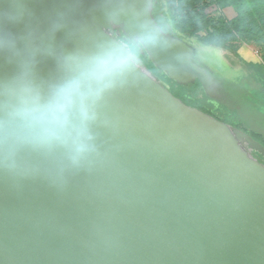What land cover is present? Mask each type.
<instances>
[{"label":"water","instance_id":"95a60500","mask_svg":"<svg viewBox=\"0 0 264 264\" xmlns=\"http://www.w3.org/2000/svg\"><path fill=\"white\" fill-rule=\"evenodd\" d=\"M153 0H0V264H264V147L175 96L223 85Z\"/></svg>","mask_w":264,"mask_h":264},{"label":"trees","instance_id":"16d2710c","mask_svg":"<svg viewBox=\"0 0 264 264\" xmlns=\"http://www.w3.org/2000/svg\"><path fill=\"white\" fill-rule=\"evenodd\" d=\"M197 3L201 7L208 4H214L215 7L232 6L236 11V16L230 20L217 18L197 9L199 7ZM152 14L163 31L195 45L198 58L222 79L223 85L226 86V81H233V87L228 88V91L240 99L242 109L228 107L220 101L216 104L214 99L205 94L198 80L188 84H179L155 68L145 53L143 58L141 53L133 51L131 46L127 45L130 50L141 59L143 58L147 67L186 104L197 107L234 127H236L234 123L244 125L234 119V115L244 113L246 109L254 112L257 117L254 120L255 125L251 128V133L247 134L264 147V140L261 139L263 133L260 132L261 129L257 124L264 121V81L259 77L260 75L244 68L236 69L231 64H225L214 54L220 38L224 40L239 32L253 33L255 30L264 37V0H183L178 7L171 6L167 0H153ZM197 31H203L204 34H196ZM140 49L143 51L142 48ZM258 159L260 160L259 157Z\"/></svg>","mask_w":264,"mask_h":264},{"label":"rangeland","instance_id":"374dc122","mask_svg":"<svg viewBox=\"0 0 264 264\" xmlns=\"http://www.w3.org/2000/svg\"><path fill=\"white\" fill-rule=\"evenodd\" d=\"M167 1H169L170 5L173 7H178L179 3H183V0ZM199 3H201V1H199ZM199 3H197L198 6ZM197 9H200L203 13L210 14L211 16L217 18H224L226 20H230L236 16V11L232 6L215 7L214 4H208L204 7L199 6ZM196 34L203 35L204 32L197 31ZM221 39L222 38L217 41V46L214 49V54L219 59H221L225 64L233 65L236 69L244 68L251 73H255L258 76L260 75L259 77L264 81V37L261 35V33H259L257 30H255L253 33L239 32L234 36L225 38L224 40ZM225 83L226 86L221 85L219 87L213 88L215 96L218 97V100H220V102H224L226 106L235 107L241 110L242 103L240 99L234 96L232 92L228 91V88L231 89L233 87V81L229 80ZM216 89L221 90L216 91ZM215 102L216 104H218L217 100H215ZM247 108H249V106ZM255 116L256 115L254 114V112L246 109L244 113L236 114L233 116L234 119L244 123V125L240 126L235 123L234 125L242 131L245 130L246 133H251V128H254L255 125L254 120L255 118H257ZM257 124L261 129L260 132L263 133L261 139L264 140V121H261ZM253 153L257 155L260 160L264 161V158L259 153L255 151Z\"/></svg>","mask_w":264,"mask_h":264},{"label":"flooded vegetation","instance_id":"af4514ba","mask_svg":"<svg viewBox=\"0 0 264 264\" xmlns=\"http://www.w3.org/2000/svg\"><path fill=\"white\" fill-rule=\"evenodd\" d=\"M119 39H120L123 43H125L126 45H130L133 51L141 53V54H142V57L144 58L145 55H144L143 51H142L139 47H137V46H138L137 42H135V41H133V40H131V39H129V38L124 37L122 34H120ZM132 50H131V51H132ZM133 53H134V52H133ZM135 54H136V53H135ZM143 58H142V59H143ZM222 88H223V87H222ZM218 90H221V89H216V91H218ZM216 94H217V93H216ZM218 96H219V95H218ZM214 99L217 100V101H220V100H218V97H217V96H215Z\"/></svg>","mask_w":264,"mask_h":264}]
</instances>
